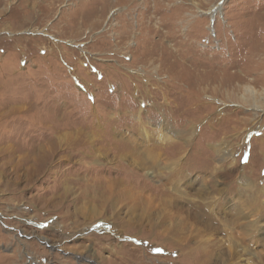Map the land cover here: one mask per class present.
Segmentation results:
<instances>
[{
    "label": "rangeland",
    "instance_id": "1",
    "mask_svg": "<svg viewBox=\"0 0 264 264\" xmlns=\"http://www.w3.org/2000/svg\"><path fill=\"white\" fill-rule=\"evenodd\" d=\"M220 2L0 0V264H264V0Z\"/></svg>",
    "mask_w": 264,
    "mask_h": 264
},
{
    "label": "bare ground",
    "instance_id": "2",
    "mask_svg": "<svg viewBox=\"0 0 264 264\" xmlns=\"http://www.w3.org/2000/svg\"><path fill=\"white\" fill-rule=\"evenodd\" d=\"M224 2V0H221L220 3L217 5L213 6L207 14L210 15V17L215 20L216 17L219 15L220 10H221V5ZM244 94L240 97V100L244 101L245 103H252L253 106L256 108H261L264 103V91H258L251 85H246L243 88ZM170 142V141H169ZM147 157V156H146ZM23 158V157H22ZM149 158V157H148ZM21 159V158H20ZM19 160V159H18ZM17 160V161H18ZM13 161V160H12ZM180 161V160H179ZM25 162V161H24ZM28 163V162H27ZM177 162H172V164L176 165ZM24 164V163H23ZM19 166V165H18ZM123 187V186H122ZM146 187V186H145ZM118 188V187H117ZM114 191L110 189V194L113 195ZM163 193V192H162ZM122 194V193H121ZM141 194V193H140ZM116 195V194H115ZM124 195V194H123ZM112 197V196H111ZM169 197V196H168ZM176 197V196H175ZM165 198V196H164ZM117 200V199H116ZM111 231V230H110Z\"/></svg>",
    "mask_w": 264,
    "mask_h": 264
},
{
    "label": "snow or ice",
    "instance_id": "3",
    "mask_svg": "<svg viewBox=\"0 0 264 264\" xmlns=\"http://www.w3.org/2000/svg\"><path fill=\"white\" fill-rule=\"evenodd\" d=\"M246 162V161H245Z\"/></svg>",
    "mask_w": 264,
    "mask_h": 264
}]
</instances>
